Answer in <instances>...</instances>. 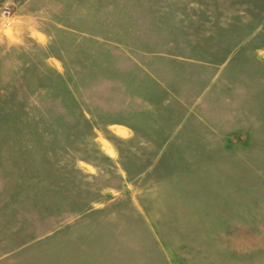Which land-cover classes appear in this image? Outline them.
Wrapping results in <instances>:
<instances>
[{
  "label": "rangeland",
  "instance_id": "374dc122",
  "mask_svg": "<svg viewBox=\"0 0 264 264\" xmlns=\"http://www.w3.org/2000/svg\"><path fill=\"white\" fill-rule=\"evenodd\" d=\"M0 264H264V0H0Z\"/></svg>",
  "mask_w": 264,
  "mask_h": 264
},
{
  "label": "built area",
  "instance_id": "2783aa9c",
  "mask_svg": "<svg viewBox=\"0 0 264 264\" xmlns=\"http://www.w3.org/2000/svg\"><path fill=\"white\" fill-rule=\"evenodd\" d=\"M13 7L12 6H10V5H8V6H6L4 9H3V16L5 17V23L7 22V24H9L10 25V21H11V19L13 18Z\"/></svg>",
  "mask_w": 264,
  "mask_h": 264
},
{
  "label": "crops",
  "instance_id": "0c3cea01",
  "mask_svg": "<svg viewBox=\"0 0 264 264\" xmlns=\"http://www.w3.org/2000/svg\"><path fill=\"white\" fill-rule=\"evenodd\" d=\"M11 1V0H10ZM17 16L14 17V20L16 19Z\"/></svg>",
  "mask_w": 264,
  "mask_h": 264
}]
</instances>
